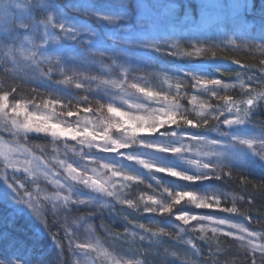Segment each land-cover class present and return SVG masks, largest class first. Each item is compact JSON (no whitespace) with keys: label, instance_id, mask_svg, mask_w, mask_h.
I'll use <instances>...</instances> for the list:
<instances>
[{"label":"snow or ice","instance_id":"1","mask_svg":"<svg viewBox=\"0 0 264 264\" xmlns=\"http://www.w3.org/2000/svg\"><path fill=\"white\" fill-rule=\"evenodd\" d=\"M241 6H247L246 2L244 5L235 4L233 8ZM15 7L19 9L21 5L15 4ZM12 8L13 0H0V65L4 71L0 76V123L8 121L12 127L26 134L35 132L67 137L70 132H76L77 135L98 138L101 134L94 133L91 128L79 133L65 127V124L71 120L91 124L99 119L109 129L115 127L126 134H146L161 140L171 135L176 137L172 141L176 147L153 144L152 149L167 156L181 153L188 165L187 168L177 165L159 167L154 169L152 176L139 170L135 175L125 177L132 181L126 196L121 198L115 192L109 193L117 200L122 199L121 206H127L120 210V219L126 222L123 230L101 223V234L94 225L84 224L82 220L72 224L65 222L64 239L57 240L55 234L52 236L61 254L65 253V248L73 253L79 250L80 255L73 256V264H151L150 258L158 255L159 246L165 239H175L185 247L165 246L164 253L168 258L162 264H236L237 260H243L244 264H264V251H260L264 248V119L257 116L264 110V75L254 77L244 71L259 67L264 73V59H258L257 64H241L238 54L245 48L240 47L236 39L229 38L223 43L233 46L232 51L237 58L232 63L241 65L240 70H230L231 82L208 78L213 75L210 66L216 60L229 59L228 56L217 55L220 45L189 40L186 44L191 50L185 51L181 49L179 40L165 39L163 44L167 47L162 48L161 41L154 39L153 33L163 20L145 11L134 17L139 31L122 42L137 43L156 52L172 49L170 55L189 61L194 56L200 57L195 62L201 63V67L190 71L178 69L177 72L183 73V77H179L168 75L164 68L152 67L150 58L144 68L125 67L114 58L111 65H106L95 58L107 53L97 39L98 33L78 16L66 13L59 0H34L16 14L15 22ZM73 10L108 25L133 19L102 14L95 7L79 3L73 6ZM203 12L207 13L206 10ZM208 19L212 17L208 16ZM117 38L114 34L113 39ZM66 42H75L81 50L77 51ZM16 43H19L18 47L14 46ZM256 53L264 56V46L255 45L245 55L255 56ZM9 61L11 67L8 66ZM94 64L107 69L108 75L117 79H103L102 74H92ZM140 71L144 75H137ZM31 84L37 86L25 92L24 87ZM45 84L49 85L48 91L41 95L39 88ZM53 84L57 87H51ZM98 93L100 99H97ZM72 97L76 98L78 111L73 110ZM57 117L64 119L58 120ZM137 124L140 127L137 128ZM221 125L226 128H221ZM209 131L215 132L216 136L209 138L204 134ZM185 148L186 152L183 151ZM118 150L130 149L127 145H119ZM56 151L59 152V148ZM18 153L19 145L0 142V157L13 160L15 165ZM31 155L33 159L22 161L29 166L25 171H29L37 159ZM255 167L260 168L261 179L250 180L244 170ZM66 171L71 179L80 180L79 169L69 166ZM48 179L51 183L52 177ZM145 180L151 181L148 188L140 186ZM165 180H176L180 185L188 186V190L182 189L177 193L173 201L176 205H181L187 198L195 209L215 207L219 211L187 215L185 213L193 209L178 207L176 211L181 214L176 216L170 229L161 223L163 219L172 218L167 214L173 212L171 205L165 203L171 197L168 189L172 188L165 185ZM84 181H91L92 186L107 191V182L95 176H85ZM205 182L211 185L210 189L201 187ZM229 183L236 187L231 192L224 191L223 185ZM0 184L9 191L18 190L14 175H10L7 168L0 169ZM153 189L156 196L152 195ZM133 193L141 198L148 193V201L161 205L158 212L153 209L141 211L153 214L148 223L131 218L135 212ZM28 195L30 198L31 194ZM209 199L212 203L208 202ZM177 221H182L186 227H180ZM128 225H134L139 231ZM80 227L87 233L86 241L79 240ZM189 231L198 234V239L209 245L208 255L203 260L194 259L204 251L199 244L184 239ZM165 233L170 234L165 238ZM146 239L152 247L144 246ZM0 264L4 262L0 261Z\"/></svg>","mask_w":264,"mask_h":264},{"label":"clouds","instance_id":"2","mask_svg":"<svg viewBox=\"0 0 264 264\" xmlns=\"http://www.w3.org/2000/svg\"><path fill=\"white\" fill-rule=\"evenodd\" d=\"M115 2L118 5V10L111 12L107 11V0H68V6L73 9V6L79 3L95 7L102 14L110 13L127 17H133L142 12L139 10L136 0H115ZM32 3L34 0H13L14 22L16 14L22 12L23 8ZM238 3L240 0H229L227 6L233 7ZM15 4L21 5V8L17 9ZM154 16L163 20L159 15ZM184 19L181 17L176 23H183ZM126 21L128 20L124 22ZM124 22L119 26L124 27ZM128 27L131 28V25ZM136 30L139 31L137 25ZM113 35L110 38L113 39ZM97 39L103 46L104 36L98 34ZM227 39V36L219 38L215 45H220ZM189 40H186L185 43ZM236 40L240 47L249 51L255 45L264 46V21L260 22L256 34L246 37L237 36ZM192 41L194 42V40ZM199 41L202 44L207 43L204 40ZM105 50L108 52V49ZM108 54L111 55L110 52ZM4 58L6 59V57ZM51 87L55 88L57 85L53 84ZM71 99L73 110L78 111L79 106L75 102L76 98L72 97ZM57 119L63 120L64 117H57ZM119 122L117 120V123ZM65 127L75 129L79 133H84L86 128H91L94 133L101 135L98 138H93L90 135H77L76 132H70L67 137H61L59 134L53 137L47 133L38 134L35 132L26 134L22 130L12 127L8 121L0 123V142L7 141L13 146H20V153L16 154L18 159H16L15 165L13 160L0 157V169H9V174L14 175L18 186V190L13 191L0 188V201L11 209L7 216L0 217V261H3L4 264H73V256H79V250H75L74 253L66 251L62 255L52 238L55 234L57 240H60L59 232L61 231L64 237L65 222L72 224L82 220L84 224H93L99 217L103 223L107 217L108 220L116 223L120 216L116 215L115 206L120 205L122 199L117 200L115 197L109 196V193L115 192L119 197H125L132 185V181L125 177L133 176L139 170L152 176L154 169L159 167L172 165L188 167L181 153L167 156L152 149L151 145L153 144L176 147L177 145L172 144L176 137L171 135H166L161 140L159 137L153 138L143 134H126L115 127L109 129L99 119L94 120L91 124L83 120H71L65 124ZM136 127H140V124H137ZM119 145H127L130 150L121 152L118 150ZM57 148H59V152L56 151ZM183 151L186 152L187 149L185 148ZM31 154H34L37 159H34L29 171H25V168L29 166L23 164L22 161L33 159ZM69 166L79 169L80 180L71 179L66 171ZM49 176L52 177L51 183L48 179ZM85 176H95L99 180L106 181L107 191H100L92 186L91 181L85 183ZM164 183L172 186L171 189H168L171 191V197L165 200V203L173 208V212L167 215L174 217L173 221H175L176 216L181 213L176 211L178 205L173 201L176 199L177 193L182 189L188 190V186L180 185L176 180H165ZM140 186L148 188L149 181H143ZM29 193L31 194L30 198ZM152 195H157L154 189ZM133 199L135 213H141L142 210L147 209L158 212L161 207L159 203L153 204L148 201V193H145L143 198L133 193ZM182 202L179 207L185 209L193 205V202L187 198ZM208 202L212 203L210 199ZM105 204L107 206H103ZM185 214L190 215V213ZM18 215L30 218L33 222L30 224L31 235L27 239H21L12 234L13 231H18L15 229V219ZM53 225L57 226L56 232L51 231ZM171 226H169L170 229ZM179 226L186 227L182 221ZM78 233L79 240H87V233L83 227L78 229ZM25 234L27 235V233ZM169 234L165 233V238ZM241 234L243 235V233ZM208 235L211 236L210 233ZM49 237H51V244L45 247L41 241L47 240ZM184 239H191L199 244L201 249V242L207 246V249L209 247L204 240L198 239V234L191 231L185 233ZM168 244H173L178 249L185 247L182 242L175 239L170 241L165 239L159 246L158 255L150 258L151 264H162L168 258L164 253V247ZM144 246L152 247L147 239L144 241ZM237 247L239 248L240 245L237 244ZM260 251H264V248ZM53 252L55 255L49 259ZM241 253H243V249ZM204 257V251H202L199 256H194V259L203 260ZM236 264H244V262L237 260Z\"/></svg>","mask_w":264,"mask_h":264},{"label":"rangeland","instance_id":"3","mask_svg":"<svg viewBox=\"0 0 264 264\" xmlns=\"http://www.w3.org/2000/svg\"><path fill=\"white\" fill-rule=\"evenodd\" d=\"M136 2L139 6L138 8L140 11L142 12L148 11L153 15H159L163 18V23L153 33L154 39L161 41V47L162 48L167 47L166 45L163 44V41L165 39H168L170 41L179 40L181 49L185 51L191 50L190 48H188V45L185 43L187 39L179 38L174 33H172L173 28H178L179 26L184 25L189 28H194L193 30L196 32L201 31V32L209 33L212 32L214 28H216L217 26L240 25L244 19V11L246 10L247 7V6H241V7L233 8L227 6L229 0H136ZM245 2L247 5L249 3H252V0H240L241 5H244ZM191 3H195L197 5V8L192 9V7L190 6ZM107 4H108L107 11L111 12L118 10V5L116 4L115 0H107ZM145 5H148V7L147 8L144 7ZM205 10L207 11V13L203 12ZM65 12L68 13L70 16H78L80 20L84 23H87L91 29L96 31L98 34L104 36L102 48L108 49V52L103 57L96 56L95 58L97 60H102L106 65H111L113 58L116 59L122 55H126V56L134 55L139 53L137 52L138 50L142 52L146 50L155 51V49H145L139 46V44L137 43L125 44L122 42L126 38L128 39L134 36L135 33L137 32L136 22L134 19L135 16H133V19L124 22L125 24L124 27H120L119 26L120 22H118L116 25H108L106 23L100 22L95 17L84 16L82 13H77L71 7L69 11H65ZM208 16H211L212 19H208ZM181 17L185 18L184 22L180 24L176 23V21L179 20ZM128 25H131V28H129ZM113 34H115L118 38L115 40L110 38ZM227 37L228 39L229 38L236 39L233 36H227ZM85 39H87V37H85ZM216 42H213L212 44H215ZM66 43L71 44L72 47L75 48L77 51L81 50V46L76 45L75 42H66ZM14 46L18 47L19 43H16ZM232 48L233 46H226L224 43H222L220 44V51L218 53L228 54L230 57H232V59H236L237 54H235L232 51ZM121 49L124 50L123 53L121 52ZM0 51H2V49H0ZM171 51L172 49H168L167 51H161L159 53L163 55H169ZM247 51L248 49H244L243 51H241L238 54L239 58L263 57L259 53H256L255 56L245 55ZM109 52L111 53V55L108 54ZM192 58H196V57L194 56ZM0 66L3 68V65ZM8 66L11 67V61H9ZM27 70L28 69H26V71ZM98 73L102 74L103 79H109V78L117 79V77L115 76L110 77L107 73V69H102L99 64L92 65V74H98ZM225 82H229V81H225ZM9 83H11V81H9ZM36 86H37L36 84L25 86L24 91L29 92L31 88ZM48 87H49L48 84L40 86L39 88L40 94L41 95L45 94L48 91ZM93 88H95V84L93 85ZM32 95H35V93H32ZM97 99H100L99 93L97 94ZM80 107L83 106L80 105ZM221 128H226V126L221 125ZM204 134H206L209 138H213L216 136V133L211 131L206 132ZM170 179H175V178H170ZM2 188H5V186H3ZM0 202L3 203L2 201ZM3 204L6 205L5 203ZM190 208L193 209V211L190 212V215H203L207 212L219 211V209L215 207L212 209L201 210V209H195V206L192 205L190 206ZM92 225H94L97 228V231L99 230L102 231L99 228L101 224L94 222ZM229 239L231 240L232 238L229 237Z\"/></svg>","mask_w":264,"mask_h":264},{"label":"trees","instance_id":"4","mask_svg":"<svg viewBox=\"0 0 264 264\" xmlns=\"http://www.w3.org/2000/svg\"><path fill=\"white\" fill-rule=\"evenodd\" d=\"M61 7L64 9V11H69L70 7L68 6V0H59ZM223 3V2H222ZM190 6L192 9L197 8V5L195 3H191ZM38 11V10H37ZM261 21H264V0H252V3L247 4L246 10L244 11V19L240 25L236 26H230V25H224V26H217L214 28L212 32L205 33L201 31H194V28H189L184 25L179 26L178 28H173L172 33H174L176 36L179 38H186L187 40H204L207 41V43L203 44H209L218 41L219 38L225 37V36H233V37H246L252 34L257 33V29L259 27V24ZM137 54L126 56L122 55L118 58H116L117 63H124L125 67H140L144 68L146 65V61L151 60V66L159 69V68H164L167 70L168 75H176L183 77L182 72H177L176 70L183 68L185 71H190L196 69V67L193 66V62L201 59L200 57L196 58H191L192 61H189L186 58H181L178 56H172V55H163L160 54L159 52L156 51H140L138 50ZM217 55L223 57V56H228V54H223V53H217ZM241 60V63H250V64H257L258 59H264L263 57L259 58H239ZM112 64V62H111ZM229 70V71H226ZM233 68L229 67H219V68H213L210 69L212 71V76L208 78H215V79H223L224 81H229L231 82L230 76H231V71ZM151 70V68H149ZM249 75H253L254 77H259L261 75H264V73H261L259 67L255 68H250V69H244ZM4 75L3 68L0 66V76ZM137 75H144L143 71H140L137 73ZM246 78V77H245ZM50 83V82H49ZM83 106V105H82ZM259 119H264V110H261L257 114ZM192 131H200V130H192ZM245 174L248 175V178L250 180H259L261 179V170L259 167H255L251 170H244ZM223 184V182H220ZM4 185L0 184V188H2ZM202 188L204 189H210L211 185L208 182H205L203 185H201ZM235 184H224L223 185V190L231 192L233 188H235ZM143 188V187H142ZM224 204H222V207ZM230 206V205H228ZM125 208L127 206H121L117 204L115 206L116 209V215L120 216V210L121 208ZM11 211L7 207V205H4L3 203L0 202V217L7 216L8 213ZM128 212H131V210H128ZM127 214V213H125ZM225 215H229L228 213H224ZM153 214L149 213H132L131 218L135 219L136 221L140 223H148V219L150 216ZM235 215V214H232ZM257 219H259L257 215ZM174 218H167L163 219L161 221L162 224L165 226H171V224L174 222ZM98 224H101V220L99 217L95 220ZM33 223L30 218H25L23 215H18L15 219V229L18 231H13L12 234L14 236H17L21 239H27L29 235H31V229H30V224ZM104 224H110L113 228H116L117 230H123L124 225L126 222L122 219H118L116 223H113L111 220H108L107 217H105ZM176 223L180 224L181 222L177 221ZM128 227L133 228L134 230L139 231L138 229H135L134 225H128ZM23 230V231H19ZM51 231L56 232L57 231V226L53 225L51 228ZM101 234H103L102 231L99 230ZM27 233V235L25 234ZM59 236L61 240L64 239L63 237V232H59ZM229 239V238H228ZM230 240V239H229ZM42 244H44L45 247H48L51 244V237H49L47 240L41 241ZM65 245H67V241L64 240ZM201 247L204 250V255L207 256V246L201 242ZM67 251V248H65V252ZM55 255V252H53L50 256L49 259H52V257Z\"/></svg>","mask_w":264,"mask_h":264},{"label":"water","instance_id":"5","mask_svg":"<svg viewBox=\"0 0 264 264\" xmlns=\"http://www.w3.org/2000/svg\"><path fill=\"white\" fill-rule=\"evenodd\" d=\"M232 60L233 59H230V58L229 59H223V58L218 59V60L215 61L214 64H212L210 66V69L219 68V67H229V68H233V69H236V70H240L241 65L233 64ZM204 63L206 64V62H204ZM193 66L196 67V68L201 67V63L194 62Z\"/></svg>","mask_w":264,"mask_h":264}]
</instances>
